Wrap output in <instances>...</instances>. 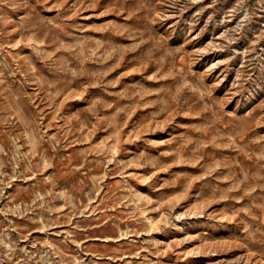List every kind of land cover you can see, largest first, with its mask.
Segmentation results:
<instances>
[{
  "label": "rangeland",
  "instance_id": "374dc122",
  "mask_svg": "<svg viewBox=\"0 0 264 264\" xmlns=\"http://www.w3.org/2000/svg\"><path fill=\"white\" fill-rule=\"evenodd\" d=\"M0 264H264V0H0Z\"/></svg>",
  "mask_w": 264,
  "mask_h": 264
}]
</instances>
